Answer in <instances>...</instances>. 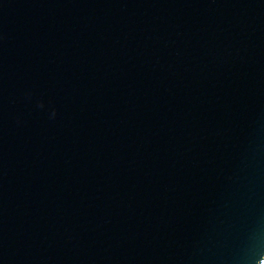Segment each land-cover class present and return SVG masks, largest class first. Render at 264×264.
<instances>
[{"label":"water","instance_id":"1","mask_svg":"<svg viewBox=\"0 0 264 264\" xmlns=\"http://www.w3.org/2000/svg\"><path fill=\"white\" fill-rule=\"evenodd\" d=\"M0 264H264V0H0Z\"/></svg>","mask_w":264,"mask_h":264}]
</instances>
